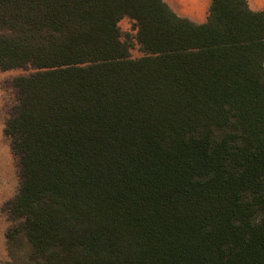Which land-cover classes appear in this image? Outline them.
Segmentation results:
<instances>
[{
    "label": "trees",
    "instance_id": "trees-1",
    "mask_svg": "<svg viewBox=\"0 0 264 264\" xmlns=\"http://www.w3.org/2000/svg\"><path fill=\"white\" fill-rule=\"evenodd\" d=\"M15 68L0 264H264V9L0 0Z\"/></svg>",
    "mask_w": 264,
    "mask_h": 264
},
{
    "label": "rangeland",
    "instance_id": "rangeland-1",
    "mask_svg": "<svg viewBox=\"0 0 264 264\" xmlns=\"http://www.w3.org/2000/svg\"><path fill=\"white\" fill-rule=\"evenodd\" d=\"M118 26L123 39L134 36L135 30L132 21L127 17L121 19ZM131 43V57H140L142 52L139 50L138 44L135 41ZM32 71L31 68L0 69V262L7 258L4 232L9 222L4 204L16 194L19 186L18 159L11 151L10 138L4 134L3 128L5 120L17 101L16 89L12 83L13 78L27 75Z\"/></svg>",
    "mask_w": 264,
    "mask_h": 264
},
{
    "label": "crops",
    "instance_id": "crops-1",
    "mask_svg": "<svg viewBox=\"0 0 264 264\" xmlns=\"http://www.w3.org/2000/svg\"><path fill=\"white\" fill-rule=\"evenodd\" d=\"M179 16L186 17L193 22L202 23L206 20L211 0H164ZM252 10L264 9V0H247ZM174 4V5H173Z\"/></svg>",
    "mask_w": 264,
    "mask_h": 264
}]
</instances>
